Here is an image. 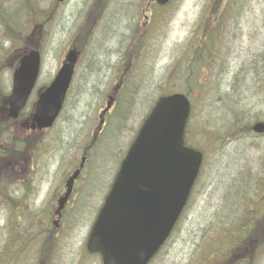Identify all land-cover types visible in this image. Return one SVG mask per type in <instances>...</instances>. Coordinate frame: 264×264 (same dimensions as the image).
Wrapping results in <instances>:
<instances>
[{
  "label": "rangeland",
  "instance_id": "374dc122",
  "mask_svg": "<svg viewBox=\"0 0 264 264\" xmlns=\"http://www.w3.org/2000/svg\"><path fill=\"white\" fill-rule=\"evenodd\" d=\"M148 1L0 0V97L9 92V64L24 44L36 46L41 55V84L53 80L69 49L83 61L59 121L44 136H32L36 145L27 149L19 171L50 162L49 173L61 188L64 175L91 143L86 172L55 230L50 208L8 203L7 185L1 182L0 264L2 259L9 264H101L97 255L86 253V238L119 159L161 94L189 90L186 142L203 153V162L174 232L150 264H203L211 250L221 259L226 225L220 209L231 207L233 223L241 222L247 207L257 211L254 217L264 210V135L250 131L264 121V0H172L164 9L147 8ZM204 14L220 25L205 50L211 58L200 59L198 66L193 62L190 70L194 48L187 44L197 36ZM117 85L116 105L102 133L92 138L105 97ZM21 130L13 128L10 136L16 151L32 141ZM3 137L0 133V142ZM256 220L264 235V223ZM241 261L264 264V236Z\"/></svg>",
  "mask_w": 264,
  "mask_h": 264
},
{
  "label": "water",
  "instance_id": "95a60500",
  "mask_svg": "<svg viewBox=\"0 0 264 264\" xmlns=\"http://www.w3.org/2000/svg\"><path fill=\"white\" fill-rule=\"evenodd\" d=\"M63 0H57L62 2ZM164 6L170 0H153ZM78 53H66L51 85L39 96L32 123L38 130L49 128L68 90ZM39 54L25 55L13 75L8 98L9 117L23 109L36 81ZM113 100L109 98L107 106ZM190 104L182 94L157 100L129 147L114 177L86 242L89 254L98 253L102 264H148L167 241L198 176L202 153L184 147ZM264 134V122L251 128ZM79 171L66 183L59 202V215Z\"/></svg>",
  "mask_w": 264,
  "mask_h": 264
},
{
  "label": "flooded vegetation",
  "instance_id": "af4514ba",
  "mask_svg": "<svg viewBox=\"0 0 264 264\" xmlns=\"http://www.w3.org/2000/svg\"><path fill=\"white\" fill-rule=\"evenodd\" d=\"M148 6L155 7L156 5L152 0L148 1ZM97 10H91L92 17H96ZM215 28V27H214ZM199 41L197 42V48H198V54L201 60L204 58L210 59L211 56L206 50V47L203 46V42L200 39V36L198 37ZM232 38L235 40L236 35H232ZM188 48H194L193 41H188L187 49ZM64 57L59 61L58 63V70L61 68L62 61ZM81 54L78 57L75 66H74V74L78 72L79 64H82ZM18 64V63H17ZM41 66V64H40ZM13 65L9 64V69H12ZM56 72V73H57ZM91 75V73H89ZM40 76V73H39ZM39 76L36 79V82L33 86V89L30 93V96L28 97V100L26 102V105L21 113H19V116L17 119L12 120L8 117V104L7 99L12 89V71L9 73V92L5 96L0 97V114L2 117H0V133L4 134V141L0 142V185L1 182L4 181L5 185H7L6 190L8 192V195L5 198H7L8 203H13L17 206H21L20 208H28V207H35L36 205L44 206L47 208H50L52 210L51 214L49 215V222L54 228V224L58 223L63 219L65 209H67L68 205L72 201V196L75 193V185H77L80 181L83 179V174L86 172V152L91 148V143L87 148H85L81 154V157L79 158V162L77 165H73L70 170L64 175V179L61 180V188H60V182L56 183L55 180V174L49 173V163L47 162L43 165H41L40 168H25L22 170V172L19 171V166L22 162H25V155L27 153V149L30 150L34 142V137H42L44 136L50 129H52L55 125L57 120L60 119V114L52 124V126L49 129L44 130H38V129H31L32 124V116L35 109V103L39 97V95L49 86V84H41L38 82ZM120 86L117 85L113 87L110 92L106 95L105 104L102 107L101 111L97 115V126L93 130V136H95L96 133H102V129L105 127V124L107 122V118L111 115V112L113 111L115 105H116V95L119 92ZM1 91V89H0ZM1 95V93H0ZM108 98H112L113 102L110 103L107 106ZM66 101V100H65ZM65 103V102H64ZM64 106V105H63ZM63 110V109H62ZM12 128V130H11ZM13 128H16L17 131L21 132V129H25V133L27 137H31L32 141H25L24 142V148L21 151L14 150L13 141L10 139L11 133L13 132ZM102 128V129H101ZM21 130V131H20ZM22 133V132H21ZM1 141V139H0ZM36 145V143H35ZM33 150H37L36 146H34ZM31 158L33 155H30ZM79 169V175L77 180L74 182L71 192L67 198L66 203L63 206V209L59 213V216L57 214V208L59 207L60 200L64 197L66 193V182L69 179V177L77 170ZM39 174V175H38ZM52 175V178H49V175ZM23 176H26V178H22ZM38 180V181H37ZM84 182H86L84 180ZM15 183V184H13ZM85 185V184H84ZM44 186H46L45 190L43 189ZM3 187V186H2ZM55 187L57 188L55 190ZM11 189L12 192L10 191ZM108 190V188H107ZM106 190V191H107ZM39 193H45V196L40 198L38 195ZM1 198V197H0ZM57 229V228H56Z\"/></svg>",
  "mask_w": 264,
  "mask_h": 264
},
{
  "label": "trees",
  "instance_id": "16d2710c",
  "mask_svg": "<svg viewBox=\"0 0 264 264\" xmlns=\"http://www.w3.org/2000/svg\"><path fill=\"white\" fill-rule=\"evenodd\" d=\"M216 8L217 6L214 7V9ZM214 20L215 18H209V23L206 25L213 26ZM212 45H213V42H212ZM29 48L30 47L28 46V44L23 45V49H29ZM193 62L195 64L197 63L195 59L194 60L190 59L188 62L189 66H191L190 70L193 67L192 65L194 64ZM263 67H264V63H263ZM260 69H261V65L258 69V72L260 71ZM191 78H192L191 71H189L186 79L190 80ZM192 82H193L192 83L193 85L197 83L196 79H192ZM188 93H189V90H186L184 92V94L187 97H188ZM193 148L196 149L195 147ZM230 208L231 207L225 206L223 209L222 208L220 209L221 210L220 213L224 215L221 223L226 225V229L222 233V236L224 238L222 242L224 243V246L226 247V249L221 254L222 258L219 259L215 255V253L212 250L210 251L209 249L210 257L208 258V260L204 261L203 264H238L239 262H242L241 259H243L245 254L246 256L250 257L251 253L255 250L256 245L260 242V237L264 236L261 234V231L258 228V225H256V221H257L256 219H260L264 223V210L263 209L262 210L260 209L258 216L254 217L257 211L254 210L252 207H247L245 212L240 214L241 216H243L242 219L240 220L241 222L233 223L232 218L234 217L235 214H232L230 212ZM1 264H9V263L5 262V260L2 259Z\"/></svg>",
  "mask_w": 264,
  "mask_h": 264
}]
</instances>
